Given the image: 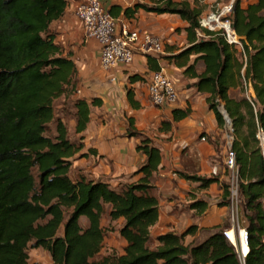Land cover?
I'll return each instance as SVG.
<instances>
[{
  "label": "trees",
  "instance_id": "trees-1",
  "mask_svg": "<svg viewBox=\"0 0 264 264\" xmlns=\"http://www.w3.org/2000/svg\"><path fill=\"white\" fill-rule=\"evenodd\" d=\"M123 9L131 17L142 8L157 14H177L187 22L189 46L179 54L200 53L204 71L196 87L208 85V107L218 126L227 115L233 140L231 148L239 178L243 226L248 234V252L240 261L234 246L223 235L229 222L208 228L201 240L184 243L188 226L180 234L166 232L151 236L158 220V200L152 194L153 173L161 162L160 149L138 131L136 152L145 155L136 169L137 180L112 186L82 173L70 175L73 160L82 144L72 141L62 118L55 117L54 101L77 88V68L70 53L55 41L53 22L67 9V0H0V264H28L27 249L41 247L50 264H264V154L256 140L257 127L264 131V0L245 8L235 0L230 16L241 38L245 58L217 32L199 27L202 8L198 0H150ZM109 12L118 17L116 12ZM199 29L202 35H198ZM193 68V65L190 66ZM130 80H142L134 74ZM239 84L240 99L228 95ZM74 131L83 132L90 120V106H100L98 97L88 101L72 92ZM71 95V96H72ZM131 102V97L128 95ZM190 113L188 108L172 110V120ZM54 122L55 134H47ZM169 121L162 123L168 129ZM87 153H81L85 156ZM206 187L217 176L180 173ZM221 204L228 203V184H223ZM109 207L111 220H123L118 230L125 245L121 253L96 258L104 240L101 216ZM205 205L201 200L193 208ZM81 217L87 226L79 223ZM62 228V231L60 229ZM32 264H38L33 262Z\"/></svg>",
  "mask_w": 264,
  "mask_h": 264
},
{
  "label": "crops",
  "instance_id": "crops-1",
  "mask_svg": "<svg viewBox=\"0 0 264 264\" xmlns=\"http://www.w3.org/2000/svg\"><path fill=\"white\" fill-rule=\"evenodd\" d=\"M189 1L194 5L193 0ZM224 1L227 0H198L197 5L202 8L201 13H203L210 11L213 2H215V6L212 8L216 9V6ZM255 1L239 0V3L242 8H245ZM67 2V8H72L78 6L83 0H67ZM135 2L151 4L150 0H108L106 5L113 12L118 13V17L127 19L132 27L140 30L141 33L153 34L160 38L163 45L162 53L143 55L136 52L132 64H144L148 67L146 73H152L159 68L165 69L175 84L178 101L172 107L153 106L147 92L149 81H144L147 76L142 74L139 69L130 70V67L126 68L129 65H119L109 71L100 69V72H106L108 77L105 82L99 83L102 94L99 99L104 109L108 110L107 113L115 112L120 103L126 107V116L121 113L116 118L119 123H116L114 118L105 125L114 126L124 133L125 128L130 123L133 131L136 130L150 138L153 144L160 149L161 162L151 177V183L154 186L152 194L158 200V220L150 228L151 236L154 238L166 232L180 234L188 226L196 225V231L184 237V243L188 244L194 240L203 239L208 228L227 222V205L221 204L224 193L223 184L227 182L225 176L220 174L217 176V182L210 183L206 187H199L198 182L188 180L182 177L180 173L203 177L213 176L211 168L222 167L230 140V131L218 126L214 112L208 107L206 98L210 95L207 91L209 86H202L200 91L196 87L197 75L204 71L203 62L201 60L196 61L200 53L179 54L189 46L186 31L187 22L177 14H157L142 8L136 10L131 17L124 16L123 9ZM63 17V20H67L66 23L68 24L75 21L73 17ZM91 43L96 45L97 50L99 49L94 41ZM241 54V51L237 52V57L240 59H242ZM191 65L193 68L190 67ZM134 74L140 75L143 79L130 80L129 77ZM124 82L126 85L125 92H123ZM127 86L131 88L129 89ZM128 95L131 97V102ZM228 95L240 99L243 93L239 84L231 86L228 89ZM219 105L222 106V103L219 102ZM175 108H188L190 113L179 121H173L172 110ZM165 120L170 122L168 129L162 128L160 125ZM90 122L91 106L87 127ZM85 132L86 129L79 134V143L86 142L90 138ZM201 137L204 140H201ZM107 138L110 149L113 150L109 155L110 160L121 164L124 155L131 152L138 160V166H134L133 170L129 171L125 176L126 181L124 183L137 180L139 174H135V171L145 160V155L135 150V145L139 142L140 137L124 135L120 140L115 137L113 130H109ZM95 148L97 147L92 145L86 149L87 151H83L84 146H82L77 155L79 154V157H81V153H87L85 156L94 155ZM104 154L106 152H100V155ZM118 167L120 166L118 165ZM108 172L110 175L108 177L115 178L122 177L123 170L114 168L112 172L110 169ZM105 181L112 183L109 180ZM112 186H116V184ZM196 200L203 201L205 205L193 208L192 203ZM240 217L243 226L242 214Z\"/></svg>",
  "mask_w": 264,
  "mask_h": 264
},
{
  "label": "built area",
  "instance_id": "built-area-1",
  "mask_svg": "<svg viewBox=\"0 0 264 264\" xmlns=\"http://www.w3.org/2000/svg\"><path fill=\"white\" fill-rule=\"evenodd\" d=\"M108 0H83L76 7V17L81 24L84 41H94L99 49V67L103 71L119 65H130L136 52L143 55L162 53L163 45L159 37L149 33H141L132 27L127 19L114 17L106 5ZM235 0H227L216 6V9L201 13L199 27L219 33L224 40L235 47L237 52L242 51L241 38L232 27L230 16ZM198 35H202L197 29ZM147 92L151 103L157 107H172L178 100V93L170 75L163 68L151 73ZM227 129L230 131V140L223 159L221 168L212 167L211 174L225 176L228 184V222L229 228L223 230V235L234 246L235 251L243 262L248 252V234L241 225L239 178L235 161V152L231 148L233 135L232 128L225 118ZM257 145L264 154V131L257 127ZM201 140H204L201 137ZM264 190V187H263ZM262 210L264 214V195L262 198ZM245 245L246 251H243Z\"/></svg>",
  "mask_w": 264,
  "mask_h": 264
},
{
  "label": "rangeland",
  "instance_id": "rangeland-1",
  "mask_svg": "<svg viewBox=\"0 0 264 264\" xmlns=\"http://www.w3.org/2000/svg\"><path fill=\"white\" fill-rule=\"evenodd\" d=\"M225 2V1H224ZM215 6V2L212 3V7ZM76 6L72 8H67L66 13L64 16L65 18L73 17L75 19L74 23L73 21L69 24L66 23L67 20H63L61 18L58 21H55L51 25V31L56 35L55 41L59 42L66 53H70L72 59L74 60V63L77 68V88L75 90H72L74 93V97H84L88 100H90L92 97H98L100 98L102 96L101 94V86L99 83L102 81H106L108 75L107 73L100 72L99 68V53L97 50L96 45H93L91 41H84V38L82 36L81 31V24L79 19L76 17L75 11ZM211 7L210 10H213ZM65 21V23H64ZM81 37H80V34ZM160 54V53H158ZM242 56V54H241ZM132 69H139L142 74L147 76L144 78V81H149L151 73L147 72V66L144 64H136L133 63L129 66H126V68ZM125 85V82H124ZM125 86H123V92H125ZM127 88H131L128 87ZM72 92L69 96H61L57 98L53 103V108L55 112V117L59 116L62 118L63 122L65 123L68 131V137L72 141H76L79 143V134H76L74 131V124H75V117H74V108L72 104L73 95ZM123 94V93H122ZM72 95V96H71ZM178 101V100H177ZM177 103V102H176ZM175 103V104H176ZM153 105V104H152ZM155 106V105H153ZM157 107V106H155ZM218 109L221 110V105L218 104ZM108 110L106 108L104 109V106H91V122L89 123L88 127L86 128L87 136L89 135L90 138L87 139V141L81 143L84 146L83 151H87V148H90V146L94 145L97 148H95L94 155L91 154L85 157H79V154L75 156L70 175L71 177H75L77 173H82L86 175L88 178H92L94 180L97 179H103V180H109L112 182V185H117L120 183H124L126 181L127 174L129 171L131 172L135 167L138 165V160H136L135 156L132 154H125L123 161L121 164H119L117 161L110 160V153L113 152V150L110 149L109 139L107 138V134L109 133V130H113L114 135L116 138H119L120 140L124 137V135L128 136V133H131L133 131L131 124L129 123L127 127L125 128L126 131L120 132L117 130V128H114V126H108L105 125L108 123L109 120H113L116 123H119V120L116 118L119 117L121 113H123L126 116V107L123 106L121 103L118 105V109H115V112L107 113ZM107 114V115H106ZM109 114V115H108ZM165 117V115H164ZM163 121V120H162ZM166 121V120H165ZM54 122L49 124L47 126V134L54 135L55 129H54ZM161 127L162 124L160 123ZM227 129V124L225 123L224 127ZM136 131V130H135ZM137 138V135L135 136ZM139 139V138H138ZM103 151L106 154L100 155V152ZM118 165L120 167H118ZM114 168H118L119 170L122 169L123 172L121 174L122 177H115L111 178L108 177L110 169V172L114 170ZM110 176V175H109ZM243 206L240 204V215L243 216ZM109 207L105 205L104 212L101 216V225L104 229V240L102 242V247L100 249V252L98 253L96 258L103 257L105 255L113 254V253H121L123 251V247L125 245L123 239L118 233L119 228L123 224V220H111L108 215ZM79 223L82 227L87 226L88 221L85 217H81L79 220ZM62 231V228L59 232ZM29 259L28 264H32L33 262H36L38 264H50L51 263V257L50 254L44 250L41 247L38 248H31L29 247L27 249Z\"/></svg>",
  "mask_w": 264,
  "mask_h": 264
},
{
  "label": "water",
  "instance_id": "water-1",
  "mask_svg": "<svg viewBox=\"0 0 264 264\" xmlns=\"http://www.w3.org/2000/svg\"><path fill=\"white\" fill-rule=\"evenodd\" d=\"M222 113H223V115H224V118H227L228 119V117H227V115L225 114V112H224V110H223V107L221 106V110H220ZM228 123L230 124V121H229V119H228ZM231 125V124H230Z\"/></svg>",
  "mask_w": 264,
  "mask_h": 264
},
{
  "label": "bare ground",
  "instance_id": "bare-ground-1",
  "mask_svg": "<svg viewBox=\"0 0 264 264\" xmlns=\"http://www.w3.org/2000/svg\"><path fill=\"white\" fill-rule=\"evenodd\" d=\"M246 246L245 245H242V249H243V251H246Z\"/></svg>",
  "mask_w": 264,
  "mask_h": 264
}]
</instances>
